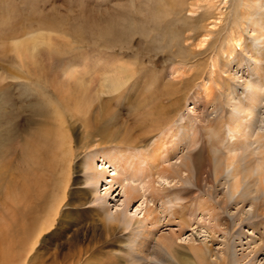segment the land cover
Here are the masks:
<instances>
[{
	"label": "rangeland",
	"instance_id": "374dc122",
	"mask_svg": "<svg viewBox=\"0 0 264 264\" xmlns=\"http://www.w3.org/2000/svg\"><path fill=\"white\" fill-rule=\"evenodd\" d=\"M255 1L0 0V264H22L38 231L49 222L50 229L39 235L26 264H105L118 255L125 257L128 230L109 232V223H116L111 217L123 210L127 216L142 217L147 201L133 199L126 207L118 183L108 193L111 184L101 182L95 194L87 180V163L110 150L121 159L120 181L136 179L130 174L137 162L149 171L151 164L169 165L160 137L166 126L189 113L204 118L208 129L191 150L192 183H184L188 189L180 192L183 199L171 204V210H194L195 216L185 213L192 220L178 239L179 258L166 264H184L185 257L194 264H264V192L254 190L257 197L253 192L245 201L229 202L226 176L214 172L216 145L208 139L212 125L207 120L215 117L214 109L205 106L214 95L219 101L230 97L229 89L223 93L220 88H243L241 70H248L245 63L256 53L251 30L252 16L258 13ZM39 32L51 36L60 50L52 46L56 52L50 55L49 48L42 47L38 69L29 65L27 72L20 67L15 42ZM228 47H234L238 62L225 72ZM114 57L128 62L134 76L120 92L97 97L102 88L98 74L110 71ZM70 67L84 71L86 87L96 98L86 118L58 102L57 86L66 83ZM235 71L238 79L232 75ZM208 76L212 78L207 85ZM193 94L198 102L191 100ZM157 116L163 122L159 128L152 124ZM46 128L64 137L61 148L48 155L49 169L46 161L35 163L28 156L29 147H36L32 141ZM96 197L106 198L102 210ZM156 206L160 209L159 203ZM168 219L175 216L163 217L158 236L178 232L180 222L169 225ZM192 247L202 250V260L194 257Z\"/></svg>",
	"mask_w": 264,
	"mask_h": 264
},
{
	"label": "bare ground",
	"instance_id": "6f19581e",
	"mask_svg": "<svg viewBox=\"0 0 264 264\" xmlns=\"http://www.w3.org/2000/svg\"><path fill=\"white\" fill-rule=\"evenodd\" d=\"M256 1L254 8L257 9L258 13L252 16L251 19V22H253L251 30L254 31L252 38L257 41L255 44L256 53L252 57L249 56L247 63H245L248 70H241L244 75L242 81L243 88L240 90L236 87L235 89H231V87L226 89L220 88L218 91H223V93L229 89L228 94L230 97L226 100L222 97L219 101L216 100V96L214 95L205 103L206 107L212 105L214 109L212 115L215 116L207 120V122L212 125L209 129L208 139L210 141L212 140L216 145L217 161L214 172L216 176L219 172L226 176L223 184L227 186L226 193L229 196V202L236 200L245 201L249 196L253 195L254 190L256 192H264V112L260 113V110H264V98L261 100V95L264 94V0ZM177 3L180 2L178 1ZM242 7L245 13H247L245 3ZM248 9H250V7ZM245 13L242 14L246 15ZM209 35L210 34L206 32L204 37H208ZM205 40L206 38L203 39L201 43H205ZM52 42L53 39L51 36L44 37L40 32L33 34L31 37L24 38L19 42H15V52L19 57L20 67L26 68L27 72L29 71V65L32 67L35 66V68L38 69L40 65L39 50L42 47H48V54L50 55L56 52V50H54L55 48L60 50V46L54 47ZM233 49L234 47H228L225 51L227 56L225 72L230 71L229 65L233 63L234 60L238 62L237 58H233L235 50ZM243 65L244 64L241 63L238 64L239 67ZM109 69V72H101V75L98 74V77L102 79V88H98L97 97H100L101 93L120 92L123 87H125V84H128L127 82L134 76V70L131 65L128 62L124 63L120 59H115V57L112 59ZM66 71V83L63 85L61 83V85L59 84L60 86H57L58 91H61L58 102L69 110H72L75 115H83V117H85L90 112L91 105L96 98L93 97L90 89L86 87V77L84 73H82L84 71H79L75 67H70V69ZM237 73L238 71H235L232 75L234 77L236 75L238 79ZM211 78L212 76H208L206 84L211 81ZM51 79H53V77ZM53 82L55 85L58 84L55 79ZM170 85L171 84H168L166 86V91H172ZM55 89L57 88L55 87ZM193 95L194 97L190 99L193 101L197 100L198 102L197 95ZM54 103H56V101ZM161 121L162 119H160V116H157L152 124L154 127L162 126L161 124H163V122ZM197 121H199V123ZM203 121H205L204 118L200 117L197 119L193 114L189 113L188 116L181 117L180 120L166 126L160 137V142L162 143V150L166 154L165 158L172 163L169 165H165L161 162L153 165L151 164L150 166L152 167L150 171L148 166H142L139 162L134 163L132 165L134 168L131 167L134 172H131L130 175L131 178H133L132 176L136 177V179H133L135 182L127 178L124 181H120L117 166L120 165L121 159L110 150L101 152L95 159L91 158L89 163H87V180L95 194V188L101 182L107 183L106 186L111 184L109 188L107 187L108 193H110V191L114 189L115 184L118 183L124 188L126 207H129L133 199L139 198L147 201L142 217L137 215L136 217L130 213H128L130 216H127V210L125 208L126 212L123 210L113 214L111 221L116 223L113 224L111 222V225L109 223L108 230L111 232L112 229L115 230L119 227H121V230L127 229L128 232H126V234H128L129 240L126 244L128 248L124 251L126 253L125 257L123 255H118L116 257L117 259L112 260L111 263L108 262L105 264H120L121 262L127 264L130 262L132 264H166L168 259L175 261L179 258L180 254L177 250V246H179L178 239L181 238L184 227L187 225L190 226V221L192 220L188 219L185 213L190 214L192 218L195 216V211L183 212L182 210L175 209L173 212L171 210L173 205L171 204H175L176 201L183 199L182 196H180V192L188 189L186 186L184 187V183H192L193 177H191V174L194 172L193 169H195V164L192 159L191 150L202 141L201 132H205L208 129V125L203 124ZM169 123L168 121L166 124ZM45 124L41 122L40 126H44ZM56 132V135H53L51 129L46 128L44 131L38 132L39 138L32 141V145L36 147L28 145L30 146L29 149H31L28 155L29 158L31 160L34 159L35 163L42 162V160L44 162L46 161L45 167L48 169L52 167V163L48 159L49 153L52 149L57 147L61 148L63 145V135L61 136L58 131ZM37 142L42 146H37ZM124 151H126V149ZM182 151L186 152L178 157L179 153H182ZM46 153L47 155L44 156ZM161 164H164V167H162ZM185 171L188 172L186 173ZM150 174H152V178H149L151 176ZM110 175L114 177L109 181ZM164 181L170 182L169 185L163 183L162 185L161 182ZM256 192H254L255 196ZM173 193L179 194L178 196L180 197L175 198ZM96 200H99L98 210H102V205L106 202V198L96 197ZM158 203L160 204V209L156 206ZM180 206L189 207L188 204H181ZM106 211H108V209ZM166 215L175 216V219H168L167 223L170 225L173 221L178 220L180 222L179 230L178 232L170 230L168 234L158 236V231L163 226V217ZM36 216V213L32 215L33 218ZM47 219L49 218L47 217ZM51 225L52 222L46 223L45 226L38 231L37 239L33 244H30V249L25 254L24 260L21 258L22 256H20V260H23L22 264H26L27 258L30 256V251L36 246L39 235L48 227L50 229ZM26 226L28 225L24 222L23 229L27 228ZM27 230L28 228L24 231ZM26 240L23 241L22 245L28 242ZM192 250L194 251V257L200 260L203 259L204 254H202V250L199 247H192ZM181 260L184 264H194L186 257Z\"/></svg>",
	"mask_w": 264,
	"mask_h": 264
}]
</instances>
